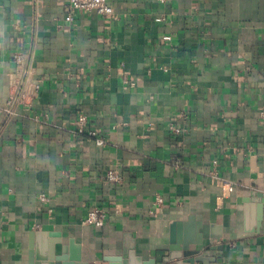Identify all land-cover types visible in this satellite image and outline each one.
<instances>
[{"label":"crops","instance_id":"1","mask_svg":"<svg viewBox=\"0 0 264 264\" xmlns=\"http://www.w3.org/2000/svg\"><path fill=\"white\" fill-rule=\"evenodd\" d=\"M66 2L0 0V264H111L131 242L163 264L203 226L220 237L194 264H264V0H108L72 21ZM14 50L41 84L26 108L8 104ZM92 206L103 226L82 223Z\"/></svg>","mask_w":264,"mask_h":264},{"label":"built area","instance_id":"2","mask_svg":"<svg viewBox=\"0 0 264 264\" xmlns=\"http://www.w3.org/2000/svg\"><path fill=\"white\" fill-rule=\"evenodd\" d=\"M159 2H165V0H157ZM65 19L67 21H72L77 13H92L95 12L101 16L108 17L112 14V6L109 4L108 0H67L64 5ZM164 16L162 14H156L154 17L155 21L163 20ZM12 59L16 65V71L14 76L15 90L11 97L8 99V104H18L26 108L30 105L35 98L38 97L41 84L34 81L29 76V69L26 68V58L23 53L19 50H14L12 53ZM185 114L181 115V120H184ZM88 120L84 113H79L75 120V128L78 134L85 135L92 138L96 145L104 146L106 144V139L96 129L88 127ZM169 130L172 134L179 136L186 131L185 125H179L175 122L169 123ZM174 162L179 160L176 157L172 158ZM214 164H217V160H213ZM104 179L110 183H120L123 179L122 174L117 169L108 168L105 171ZM232 186L230 189L232 190ZM38 199L41 202L48 200L46 194L39 193ZM160 196H156V202H161ZM118 212V209L115 208ZM107 211L100 206H92L89 208L82 220V223L87 225H93L95 227L103 226L107 220Z\"/></svg>","mask_w":264,"mask_h":264},{"label":"water","instance_id":"3","mask_svg":"<svg viewBox=\"0 0 264 264\" xmlns=\"http://www.w3.org/2000/svg\"><path fill=\"white\" fill-rule=\"evenodd\" d=\"M257 195L258 193L255 191L251 193V197ZM245 201L247 200L245 199ZM258 219H260V216ZM175 226H178V223L172 224L171 228L173 229ZM206 229V226L201 227L202 233L196 239L185 238L181 240L177 239V237H172L169 253L162 259L163 264H168L169 261H175V264H194L195 262L208 261V258L199 255L200 251L195 245L200 244L204 237H212L219 240L220 234H208ZM212 248H221V246H212ZM50 258L54 260V264H88L80 260L78 253L72 256L68 255L65 248L62 249L60 254L52 253ZM106 260L110 261L111 264H156L155 260L149 261V263H142L140 257L134 252V245L132 242L124 245L121 254L110 256L106 258Z\"/></svg>","mask_w":264,"mask_h":264}]
</instances>
